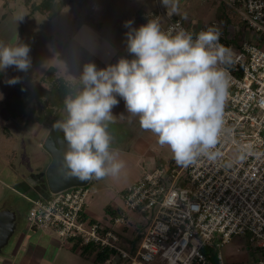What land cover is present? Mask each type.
<instances>
[{"label": "built area", "instance_id": "2783aa9c", "mask_svg": "<svg viewBox=\"0 0 264 264\" xmlns=\"http://www.w3.org/2000/svg\"><path fill=\"white\" fill-rule=\"evenodd\" d=\"M222 1L239 9L242 29L218 20L188 24L162 0L131 25L139 28L159 17L164 29L179 24L194 38L209 27L218 29V43L230 59L220 67L231 77L215 149L221 155L214 161L199 156L187 167L169 159L146 170L127 188L126 207L151 213L136 249L123 246L128 227L123 211L107 213L105 219L88 213L87 185L35 199L28 213L30 227L51 230L73 244L78 240L80 250L94 245V258L98 251H109L100 264H209L214 254L217 264H236L226 260L221 247L236 234H250V241L263 250L256 264H264V0ZM126 53L133 56L127 45Z\"/></svg>", "mask_w": 264, "mask_h": 264}, {"label": "clouds", "instance_id": "9594fccd", "mask_svg": "<svg viewBox=\"0 0 264 264\" xmlns=\"http://www.w3.org/2000/svg\"><path fill=\"white\" fill-rule=\"evenodd\" d=\"M162 4L167 8L170 0ZM131 25L132 21L125 22L130 29L127 51L133 59L121 57L102 69L85 63L80 75L68 80L66 116L52 126L63 133L67 144L63 163L67 177L82 182L117 178L125 168L119 151L111 147L114 137L108 130L115 122L112 110L119 104L117 96L129 114L139 117L142 129L170 148L178 165L187 167L199 156L214 161L221 155L215 149L223 131L231 77L220 67L230 59L218 43V29L209 27L194 38L179 24L164 29L159 17L139 28ZM30 52L28 44L0 43V72L14 66L27 73L32 67ZM20 82V77L7 80L9 85Z\"/></svg>", "mask_w": 264, "mask_h": 264}, {"label": "rangeland", "instance_id": "374dc122", "mask_svg": "<svg viewBox=\"0 0 264 264\" xmlns=\"http://www.w3.org/2000/svg\"><path fill=\"white\" fill-rule=\"evenodd\" d=\"M4 1L9 3L4 7L3 1L0 0V9L4 13V19L0 21V28H2L0 29V43L13 46L18 42L28 44L31 47L30 56L32 59V67L27 73L17 71L13 66L8 68L4 74L5 77H8L7 79L20 77V83L23 82L28 85H33L39 80L49 67H56L58 73L63 74L68 79L78 77L85 63H88L94 56L98 59V49L101 52L99 56L103 60H108L112 56L113 49L109 51L106 48L102 53L101 45L92 43L93 41L90 37L88 40L85 37L90 31L96 33L93 27L84 25L80 27V30H77L78 18L76 19V16L79 13H93L98 16L103 11L99 8L101 7L107 10H104V13L111 10L113 12L112 16H116L118 13L121 14L122 9L124 14L121 21L125 23L128 18L135 15L137 8V5L131 4L129 0H118L117 2L113 0H91L84 7H81L78 2H73L58 17L49 19L40 10H33V13H31L32 10L24 0ZM157 3L158 0L143 2L144 10L156 8ZM172 5L175 6V11L181 14L188 24L199 25L218 20L223 26L232 25L238 30L242 29L244 25L243 15L239 9L226 4L222 0H170L168 7L172 8ZM144 10H140L137 17ZM21 16L23 20L20 19ZM103 32L107 33L104 30ZM248 33L252 34L251 31H248ZM68 40L69 48L66 46ZM121 57L134 58V56H129L125 51L122 52ZM68 63H73L76 69H68ZM101 68L105 67L102 65ZM117 99L119 104L112 110L113 115L116 116L115 122L109 125L108 130L114 137L111 147L119 151V157L125 162V168L117 178L106 177L97 180L92 177L87 181L86 185L90 188V195L86 208L92 217L98 219H105L107 215L106 207L110 204L123 211L128 216L127 237L125 236L123 239L125 243L123 246L130 249L127 243L138 236L142 238L149 223L146 216L148 214L151 215V213L128 209L123 199L124 191L146 170H151L158 164L174 158L167 145L161 146L158 143V138L152 132L140 127L138 116H132L129 113L126 114L116 110L120 105L125 107L124 100L119 96H117ZM4 104L0 101V109L5 107ZM65 116L66 112L63 110L57 120ZM53 124L50 126L53 130L52 136L59 141L66 142L63 138V133L54 129L52 127ZM21 125L23 124L21 123ZM21 128H19L20 132H18L13 127V135L11 134L14 137V141L18 143V150L14 156V162L16 161V163L12 174L16 175L15 173L18 172L21 176H26L36 172L35 165L43 161L46 151L51 152V150L47 144V136L34 135L32 130H30L31 127ZM5 131L6 129L0 127V137L5 138L6 142L8 133H5ZM8 145L10 146L9 142ZM4 180V182L8 181L9 184H12L10 183L11 180ZM14 201L18 202L20 210L19 224L15 228L12 238L3 247L0 255L10 252L15 245L16 237L26 230V226H30L28 202L22 197L16 196L15 192L7 187L0 191V207L6 202ZM47 232L54 238L53 245L48 251V257L53 259L52 264H99L95 262L94 256L86 258L78 253L77 249H74L72 241L59 237L51 230H47ZM221 251L226 260L236 264H256L263 253L261 248L250 241V234L234 235L229 243L221 247ZM45 263L49 264V260L47 259ZM120 264H126V262L122 261ZM209 264H217L216 254L210 258Z\"/></svg>", "mask_w": 264, "mask_h": 264}, {"label": "crops", "instance_id": "0c3cea01", "mask_svg": "<svg viewBox=\"0 0 264 264\" xmlns=\"http://www.w3.org/2000/svg\"><path fill=\"white\" fill-rule=\"evenodd\" d=\"M2 1L4 3L3 4L4 7L7 6V4L9 3V2L8 3L5 2L4 0ZM35 1H40V0H35ZM88 1L90 2L91 0H88ZM88 1L86 2V4L88 3ZM113 1L117 2L118 0H113ZM129 1L131 4L134 3L137 5L135 15L133 17L131 16V18H128V21H134L137 17L138 12L140 10H144L143 2L148 1V0H129ZM73 2H78V1L74 0L71 3ZM71 3L67 4L63 8V10L55 17H58L60 14H62V12ZM80 6L84 7L82 5ZM99 8L103 11L100 13L98 12L99 13L98 16L94 15L93 13L92 14L79 13L76 16V19L79 16L91 15L95 19V21L99 23V27H93L89 24H83V25L78 24L77 30H80V27L84 25L93 27V29L96 30V33H94V31H90L89 34L85 36L87 40L90 37L91 40L93 41L92 43H96V44L98 43L99 45H101L100 47H102V53L106 48L109 51L113 49L114 52L108 60H103L101 56H99L101 55V52L99 51V49H98V54H99L98 59L94 56L89 60V62L94 63L98 69H102L101 68L102 65L104 67H107L109 64L117 63V61L121 58L122 52L124 51L126 52V45H127L126 34L128 33L129 28L125 27V23L121 21L122 15L124 14V11L122 9H121V14L118 13L116 16H112L113 12L111 10H108V12L104 13V10L105 11L107 10L101 7ZM1 11L3 10L0 9V19H1L0 21H3L4 13H2ZM49 19H53V18H49ZM103 30L106 31L107 33L105 34ZM66 46L69 48V40L66 42ZM67 68L71 70L76 69L73 63H70V64L68 63ZM64 77L68 79L66 76ZM7 78L8 77H5L4 72H0V94L3 95V98L0 99V101L5 103L4 104L5 107L0 109V127L2 129H6L5 133L6 132L8 133L7 141L10 143V146H11L10 148V146L8 145V142L7 141L5 142L4 140L5 138L0 137V182H1L0 191L4 190L7 187L8 189L15 192L16 196H19L25 199L28 202V209H30L35 199L40 198V197H46L49 194H51V192H53L50 189L48 179H47V169L52 162L53 156L50 151H46L43 157V161L39 163L38 165H35L36 172H33V169H32L33 173H30L29 175H26V176H21V174H19L18 172L15 173L16 175H13L12 174L14 172L13 167H15V163H16V161L14 162V156L18 150V143H16L14 141V137L11 136V134L14 131L13 127H15L18 132H20V129H22L21 127L23 128L31 127L30 130H32L34 135L40 136V137L45 135L47 136V138L49 136H52L53 130L51 129L49 125H44L41 123H26L24 120L20 118H13L9 115V112L6 108V104L10 99L11 93L13 89L15 88V85L7 84V80H8ZM123 106L124 105H120L119 108H117L116 110L117 111L120 110L123 113L128 114L126 108ZM21 123L23 125H21ZM138 178H136L134 182ZM4 179L11 180L10 183L12 184H9L8 181L4 182L5 181ZM4 185L5 187H3ZM17 201L10 202V203L6 202V204L0 207V211L9 209L16 213V219H15V222L17 223L16 227L18 226L19 224L18 221L20 220L19 218L20 210H19ZM111 206L113 209L117 211V213L118 211H121L119 208H116L113 205ZM26 227H27L26 230H24L22 234L16 237L14 241L15 245L13 249L10 252H7L6 254L0 255V264H48V263H45L47 259L49 260V264L53 263V259L48 257L49 255L48 251L51 249V246L53 245V240H54L53 236L50 233H48L46 229L43 230V229H37L34 227L32 228L29 225ZM77 252L80 253L79 248H77Z\"/></svg>", "mask_w": 264, "mask_h": 264}, {"label": "trees", "instance_id": "16d2710c", "mask_svg": "<svg viewBox=\"0 0 264 264\" xmlns=\"http://www.w3.org/2000/svg\"><path fill=\"white\" fill-rule=\"evenodd\" d=\"M32 10H40L47 18H54L63 8L74 0H24ZM84 6L88 0H77ZM78 24H89L99 27V23L91 15L78 17ZM69 91L68 79L58 73L56 67H49L33 85L18 83L13 89L10 99L6 104L9 115L20 118L26 123L53 124L64 110V99ZM107 213L116 215L117 211L111 205L106 207ZM124 239V238H123ZM141 237L133 238L129 242L130 249H136ZM79 241L74 243V249L79 247ZM96 252L94 245H83L80 254L86 258L93 256ZM109 251H98L95 262L102 263L109 257Z\"/></svg>", "mask_w": 264, "mask_h": 264}, {"label": "water", "instance_id": "95a60500", "mask_svg": "<svg viewBox=\"0 0 264 264\" xmlns=\"http://www.w3.org/2000/svg\"><path fill=\"white\" fill-rule=\"evenodd\" d=\"M47 144L52 152V162L47 169V179L50 189L58 192L66 188L86 185L87 181H80L75 177H67L64 174L63 163L64 153L67 150V144L64 141H57L53 136H49ZM16 213L9 209L0 211V253L3 247L9 242L13 235L17 223L15 222Z\"/></svg>", "mask_w": 264, "mask_h": 264}]
</instances>
